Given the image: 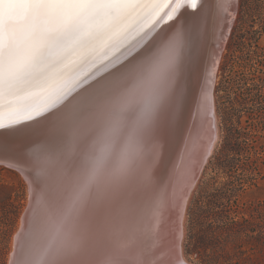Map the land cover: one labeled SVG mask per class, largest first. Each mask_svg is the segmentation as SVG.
Listing matches in <instances>:
<instances>
[{
    "label": "snow or ice",
    "instance_id": "obj_1",
    "mask_svg": "<svg viewBox=\"0 0 264 264\" xmlns=\"http://www.w3.org/2000/svg\"><path fill=\"white\" fill-rule=\"evenodd\" d=\"M181 2L0 0V130L48 113L54 129L28 162L34 170L28 224L41 207L59 203L39 246L29 242L31 232L22 238L16 264H131L106 209L135 180V146L174 59L171 44H145L164 19L161 9L173 5L165 13L171 18ZM98 125L70 160L77 130Z\"/></svg>",
    "mask_w": 264,
    "mask_h": 264
},
{
    "label": "bare ground",
    "instance_id": "obj_2",
    "mask_svg": "<svg viewBox=\"0 0 264 264\" xmlns=\"http://www.w3.org/2000/svg\"><path fill=\"white\" fill-rule=\"evenodd\" d=\"M206 2L207 0H198L196 6L192 7L190 0H182L176 6V12L171 18L165 16V13L169 12L173 5L162 8L158 15L163 16L164 19L159 21L145 44V47H148L161 40L165 44H171L174 59L169 78L162 90L160 104L151 123L140 133L135 146V180L118 193L106 209V223L114 233L116 242L127 245L131 264H185L179 256V247H181L179 242L183 229H180L182 213L190 190L216 140L211 126V117L214 113L212 89L221 50L229 34L237 5L236 0H211L209 39L205 47L201 48L202 44L198 46L197 43L202 33L201 19ZM136 55L139 53L137 52ZM191 94L197 102L195 120L192 119L191 126L189 120V126L185 128L178 147L177 143L172 145L174 142L169 133L172 127L171 117L175 113L173 101L178 99L180 102V110L177 115L175 114L176 118L173 116L175 128L177 119L187 104L186 98ZM78 95L79 92L73 93L65 104ZM63 107L64 105H61V108ZM55 111L59 112L60 109ZM49 117L51 113L38 117L43 119L36 121L37 123L30 121L0 132L2 162L5 161L7 165L12 164L14 169L22 172L25 177L27 176L24 171L33 178L34 170L27 171L18 165L19 161L16 160L29 164L26 159H30L31 154L53 134V122ZM48 122L50 123L47 124ZM99 128L100 125L93 130L87 128L77 130L75 135L79 139L70 142L68 146L70 160L78 157L80 143L89 139ZM25 130L32 131L25 134L30 138L25 139L24 134H21ZM66 135L71 139L70 133ZM171 159L172 163L168 165ZM32 178L30 179L28 175L26 179L30 191V203L22 219L20 233L16 236V247L14 246L11 264L13 261H15L13 264H16L18 245L22 238L27 237L31 232L29 242L39 246L50 227L49 215L55 218L59 211V203L52 202L41 207L35 222L28 224L26 218L30 207L33 206Z\"/></svg>",
    "mask_w": 264,
    "mask_h": 264
},
{
    "label": "rangeland",
    "instance_id": "obj_3",
    "mask_svg": "<svg viewBox=\"0 0 264 264\" xmlns=\"http://www.w3.org/2000/svg\"><path fill=\"white\" fill-rule=\"evenodd\" d=\"M236 1L212 89L214 149L180 223L185 264H264V0ZM1 163L0 264H11L30 191Z\"/></svg>",
    "mask_w": 264,
    "mask_h": 264
},
{
    "label": "water",
    "instance_id": "obj_4",
    "mask_svg": "<svg viewBox=\"0 0 264 264\" xmlns=\"http://www.w3.org/2000/svg\"><path fill=\"white\" fill-rule=\"evenodd\" d=\"M211 0H207V2L205 3V5H204V7H203V13H202V19H201V23H202V25H201V37H200V40H201V43H200V40L198 39V46L200 45V44H202V46H201V48H203V47H205V45L207 44L206 42H207V40L209 39V35H208V32H209V29H210V15H211ZM206 6V7H205ZM197 52H195V54H196ZM201 53H203V51L201 52ZM194 54V53H193ZM198 54V53H197ZM201 55H203V54H201ZM196 74V73H195ZM192 94L190 95V97H187L186 98V107L184 106L183 107V110H182V112H181V115H180V117L177 119V123H176V125H175V128H174V124H175V119H174V117L176 118V116H175V114L177 115V113L179 112V106H180V102L178 101V99H177V101H176V99H175V101H173V106L175 107V113H173L172 114V117H171V119H172V124H171V129L169 130V133L171 134H169L170 135V138H171V140L174 142L172 145H176V143H177V145H178V147H179V145L181 144V141H182V136H183V134H184V130H185V128H188V126H189V120H190V126L193 124V121L195 120V118H194V114H195V107H196V103L197 102H195V98H194V96H193V98H192ZM52 115V114H51ZM174 116V117H173ZM47 117V116H46ZM44 118V117H43ZM43 118H38V119H36V120H32L30 123H32V122H34V123H37L36 121H39V120H41V119H43ZM192 119H193V121H192ZM51 122V121H50ZM50 122H48L47 124H49ZM174 128V129H173ZM6 130H9V129H3V130H0V132H3V131H6ZM30 130H25V131H22L21 132V134H24V137H25V139H26V137H28V138H30L29 136H25V134H27L28 132H29ZM30 132H32V131H30ZM23 136V135H22ZM2 137V136H1ZM28 138H27V140H28ZM12 139V138H11ZM11 139H9L10 141H11ZM177 139H178V141H177ZM13 141V140H12ZM183 142H184V140H183ZM171 143V142H170ZM171 145V146H172ZM177 148V147H176ZM178 149V148H177ZM36 150H38V148L36 149ZM35 150V151H36ZM32 151H34V150H32ZM0 152H2V151H0ZM0 155H3V154H0ZM32 155V154H31ZM0 157H3V156H0ZM3 158H0V162H2L3 160H2ZM18 159V158H17ZM31 159V158H30ZM30 159H26L27 161H29ZM16 161H19L17 164L18 165H20V166H22V167H24L25 169H27V171H31V167L29 166V164H27V162H23V161H21V160H16ZM5 162V161H4ZM170 163H172V159H171V161L168 163V165H170ZM172 165V164H171ZM19 166V167H20ZM30 169V170H29ZM24 173L26 174V176L28 177V175H29V178L31 179L32 178V175H30V174H27L25 171H24ZM21 174H22V172H21ZM23 175V174H22ZM23 177L25 178V179H27V177H25L24 175H23ZM15 261H13V263H14ZM12 263V264H13ZM162 263H163V261H162Z\"/></svg>",
    "mask_w": 264,
    "mask_h": 264
}]
</instances>
